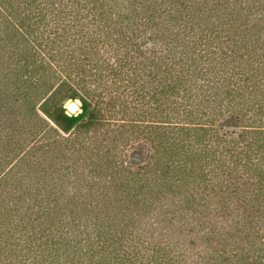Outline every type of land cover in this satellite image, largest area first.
Returning a JSON list of instances; mask_svg holds the SVG:
<instances>
[{
	"label": "trees",
	"instance_id": "trees-1",
	"mask_svg": "<svg viewBox=\"0 0 264 264\" xmlns=\"http://www.w3.org/2000/svg\"><path fill=\"white\" fill-rule=\"evenodd\" d=\"M1 107L0 264H264V0H0Z\"/></svg>",
	"mask_w": 264,
	"mask_h": 264
},
{
	"label": "rangeland",
	"instance_id": "rangeland-1",
	"mask_svg": "<svg viewBox=\"0 0 264 264\" xmlns=\"http://www.w3.org/2000/svg\"><path fill=\"white\" fill-rule=\"evenodd\" d=\"M69 93H72V92L65 89V91H61V93H60L61 95H58V96L54 95L53 99H52V94L49 95L44 100H42L38 105H36V109H37L36 111L38 113H40L43 117H45L50 122V124L53 123V119H57L61 122L62 121L66 122L68 124L67 127L70 126L69 130H74L77 127L79 128L80 126L84 125V127H86V129L91 131L92 125H91L90 115L88 114V112L84 111L81 107V105H82L81 99H85L87 102H89L88 99L86 98L84 92L81 90L79 91V90L75 89V93H74L75 96H70L71 94H69ZM59 99H60L61 107L63 109V113L65 115H67L68 117L73 115L74 118L72 120H66L65 121L63 118L62 119L59 118L57 114H53L51 105H53V103H54L53 101H57ZM70 101H74L78 105V109L76 111H69L68 110L67 104ZM89 104H90V102H89ZM3 110L6 111L7 113L9 111H13V110L9 109V107H7V108L1 107L0 108V120L2 119ZM18 115H14V117H17ZM29 116L32 117V114L30 113ZM18 119H20V115H19ZM33 120H35V119H33ZM5 121H6V119H5ZM10 124L11 123H9V122H5V125H4L5 128L6 127H7V129L9 128V131H10ZM12 125L19 127L18 123H15ZM52 125H54V123ZM1 128L2 127L0 126V129ZM223 128L224 129L226 128L229 130H235L236 129V127H233V126H229V127L225 126ZM17 137H20V136H17ZM14 141H15V138L9 140V143H11V144L6 145L5 139H0V156H2L5 153L4 147L10 146V145L12 146L13 145L12 143ZM142 141L143 142L147 141L144 138V136H138L135 140H133V142H135L134 144L142 142ZM77 154H79V153H76L73 156H71V155H60L57 158L58 162L56 164L61 163V166H65V168L62 169V176L61 177H58L55 173L52 174L54 180L56 182H58V184L55 185V187H56L57 191L59 190L58 191L59 193L61 191L66 192V191H72V190H78V189L82 191L83 189L89 188L86 184V181H87V179L90 178V176L88 175V169L85 167L86 162L84 163L82 160L84 154H81L80 156H77ZM154 159H155L154 157L153 158L151 157V160H149V164L152 163V161H154ZM72 161H73V164H72ZM66 166H68L67 169H66ZM5 176H3L0 179V208H1V205H22V203L17 202V200H16L17 195L14 194L15 192H13V190H12V186L14 184H17V181H18L17 178L12 177V178L8 179V177L6 178ZM25 183H27V181ZM34 190H35V188H34ZM263 248H264V245H263ZM262 253H264L263 250H262Z\"/></svg>",
	"mask_w": 264,
	"mask_h": 264
},
{
	"label": "water",
	"instance_id": "water-1",
	"mask_svg": "<svg viewBox=\"0 0 264 264\" xmlns=\"http://www.w3.org/2000/svg\"><path fill=\"white\" fill-rule=\"evenodd\" d=\"M67 108L69 111H76L78 109V105L74 101H70L67 104Z\"/></svg>",
	"mask_w": 264,
	"mask_h": 264
}]
</instances>
